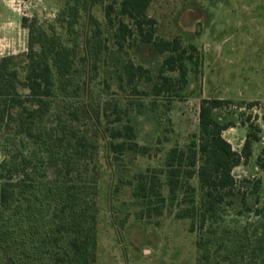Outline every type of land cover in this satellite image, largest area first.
Segmentation results:
<instances>
[{
    "label": "rangeland",
    "instance_id": "1",
    "mask_svg": "<svg viewBox=\"0 0 264 264\" xmlns=\"http://www.w3.org/2000/svg\"><path fill=\"white\" fill-rule=\"evenodd\" d=\"M121 2L99 0L87 12L80 9L76 12L72 0H0V57H16L14 66L21 80L25 75L28 27H42L75 50L74 86L70 89L78 85L79 93L70 99L58 93L46 127L50 128L48 139H51L56 124L54 115L68 103H74L71 111L81 108L78 119L67 122L69 127L98 140V154L93 162H87L90 171L94 164L97 168L94 264H206L197 243L200 235L211 229L237 230L244 237L264 242V170L258 165L259 158L264 162V0H151L147 14L156 20V35L165 40L177 38L185 48L194 45L197 49L193 61H186L185 84L177 82V72L162 65L164 55L140 41L132 21L121 15ZM107 9L111 23L106 17ZM92 17L101 29V35L95 39ZM120 20L134 31L122 48L116 37ZM96 49L98 56L92 57V50ZM126 63L147 69L150 73L145 77H154L161 71L173 77L172 90L178 94L164 93L156 98L149 94L150 84L143 81L139 84L140 92H134L123 74ZM179 85L181 90L176 89ZM19 91L22 95L27 93L22 88ZM203 99L228 101L215 111V116L229 125L222 136L234 151L241 152L249 132L257 136L250 159L232 171L237 194L233 204L219 207L216 216L202 224L177 219L176 208L165 209L160 217L137 216L145 208L136 204L132 195L136 175L147 169L164 171L167 152L174 146L188 147L199 133ZM115 103L129 109L135 140L140 146L149 147L148 154L113 153L110 143L118 141L108 137L106 127H117L107 123L115 117L112 114ZM138 104L142 105L139 112ZM55 147L63 153L61 145ZM22 155L38 166L32 214L43 239L56 223L59 182L77 175L63 177L61 163L51 159L39 145L16 136L13 126L0 128V171L12 160L19 162ZM20 179L21 176H16L13 181ZM160 180L164 181V175ZM191 183L198 188L197 178ZM162 192L167 196V189ZM200 195L198 192V205L202 202ZM242 196L249 210L243 208ZM18 235L21 238L20 230ZM208 239L205 235L204 240ZM217 239L218 235L212 236L208 244V264L249 263V241L248 247H244L245 258L240 262L239 258L228 259L225 248L217 250ZM222 239L228 241L227 248L237 241L233 233ZM22 248L17 242L0 251V264H27L21 256ZM9 255L21 260L14 262ZM50 263L51 259L46 257L36 264ZM257 263L264 264V260Z\"/></svg>",
    "mask_w": 264,
    "mask_h": 264
},
{
    "label": "trees",
    "instance_id": "2",
    "mask_svg": "<svg viewBox=\"0 0 264 264\" xmlns=\"http://www.w3.org/2000/svg\"><path fill=\"white\" fill-rule=\"evenodd\" d=\"M72 1L76 12L77 9L87 12L99 0ZM150 3L151 0H122L121 15L132 21L143 44L151 45L157 53L165 56L162 65L169 71L177 72V82L185 84L186 61H193L197 49L194 45L185 48L177 38H159L156 35V20L147 14ZM106 17L111 23L109 9L106 11ZM93 23L96 28L92 38H99L101 29L92 17ZM28 29L24 79H20L19 71L14 66L16 57H0V128L13 126L16 136L39 145L51 159L61 163L63 177L74 174L77 177L59 182L56 223L54 228L40 239L38 224L33 221L32 214L35 208L32 199L37 189L35 174L38 166L32 165L33 159L23 155L19 162L12 160L6 163L3 171H0V251L20 242L23 246L21 256L27 264H36L46 257L51 259L50 264H94L97 244V168L94 164L90 171L87 162H93L98 154V140L69 127L71 125L67 122L77 120L78 110L81 108H75V112L71 111V108L76 106L74 103H68L54 115L56 124L52 128L51 139H48L50 128L46 127V120L55 108L58 93L69 99L79 93L78 85L75 89H70L74 86L72 66L75 50L65 46L54 33L49 35L42 27ZM117 31L116 37L122 48L125 41L134 35V31L123 20L119 21ZM188 50L191 52L188 53ZM97 56V49L92 50V57ZM122 69L126 82L132 86L134 92H140L139 84L143 81L150 84L149 94L156 98L164 93L178 94V91L172 90L174 78L162 71L154 77H145L150 72L142 66L126 63ZM19 88L27 93L22 95ZM176 89L182 88L179 85ZM169 96L171 98L177 95ZM225 103L228 101L203 99L199 109V133L188 147L171 148L166 154L164 171L147 169L146 172L136 175L132 195L136 204L145 208L141 209L137 216L160 217L165 209L176 208L177 219H190L202 224L213 219L219 207L233 204V198L237 194L232 171L250 159L257 136L249 132L241 152L232 149L230 143L222 136L229 125L221 123L215 116V111ZM141 106L138 104V112ZM112 114L114 119L108 120L107 123L117 124V127L107 126L106 132L112 141H118L110 143L113 153L117 156H122L124 152L148 154L149 147L140 146L135 140L136 132L128 116L129 109L115 103ZM56 144L62 146V154L60 150L55 149ZM39 160L44 164L43 159ZM258 165L264 170L261 158L258 159ZM161 175H164V181L160 180ZM16 176H21L20 181H13ZM194 178L198 180V188L191 183ZM164 188L167 189V196L162 192ZM198 192L202 197L200 205L197 203ZM241 204L244 209L249 210L245 196L241 197ZM19 230L22 232L21 238L17 236ZM229 233H233L237 241L227 248L228 241L222 238ZM205 235L209 238L206 241ZM217 235V250L225 248L228 259L239 258L241 262V259L245 258L244 247H248L249 241L248 264H258L259 260H264V242L259 239L251 240L237 230L211 229L206 234H201L197 243L206 264L210 258L207 254L208 244L211 237ZM8 258L14 262L21 260V257L13 255Z\"/></svg>",
    "mask_w": 264,
    "mask_h": 264
}]
</instances>
